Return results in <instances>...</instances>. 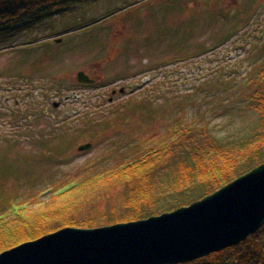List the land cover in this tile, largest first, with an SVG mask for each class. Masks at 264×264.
Masks as SVG:
<instances>
[{
	"label": "rangeland",
	"instance_id": "1",
	"mask_svg": "<svg viewBox=\"0 0 264 264\" xmlns=\"http://www.w3.org/2000/svg\"><path fill=\"white\" fill-rule=\"evenodd\" d=\"M37 17L0 25V205L170 146L164 187L176 162L239 151L257 133L248 102L264 69V0H77ZM108 208L84 203L73 217Z\"/></svg>",
	"mask_w": 264,
	"mask_h": 264
},
{
	"label": "trees",
	"instance_id": "2",
	"mask_svg": "<svg viewBox=\"0 0 264 264\" xmlns=\"http://www.w3.org/2000/svg\"><path fill=\"white\" fill-rule=\"evenodd\" d=\"M76 1L0 0V25L11 28L35 20L45 8ZM252 87L248 104L258 115L259 129L243 149L212 148L185 162L175 161V169H169L165 175L170 184L161 187L156 170L161 165L168 166L172 149L150 148L104 170H82L76 178L49 190V197L37 198L35 204H1L0 253L64 228L96 229L170 213L201 200L264 163V69ZM189 129L186 125L175 135L186 140ZM161 162L164 164L160 165ZM117 187L123 188L118 199L108 198ZM164 198L167 207H158ZM103 199H107L109 208L98 216L81 220L73 217L74 209ZM186 264H264V226L236 246Z\"/></svg>",
	"mask_w": 264,
	"mask_h": 264
},
{
	"label": "water",
	"instance_id": "3",
	"mask_svg": "<svg viewBox=\"0 0 264 264\" xmlns=\"http://www.w3.org/2000/svg\"><path fill=\"white\" fill-rule=\"evenodd\" d=\"M76 79L94 83L83 72ZM263 226L264 163L186 207L96 229L64 228L0 253V264H186L236 246Z\"/></svg>",
	"mask_w": 264,
	"mask_h": 264
},
{
	"label": "flooded vegetation",
	"instance_id": "4",
	"mask_svg": "<svg viewBox=\"0 0 264 264\" xmlns=\"http://www.w3.org/2000/svg\"><path fill=\"white\" fill-rule=\"evenodd\" d=\"M121 91H122V90H121ZM121 91H120V92H121ZM112 93L115 94V91H113Z\"/></svg>",
	"mask_w": 264,
	"mask_h": 264
}]
</instances>
